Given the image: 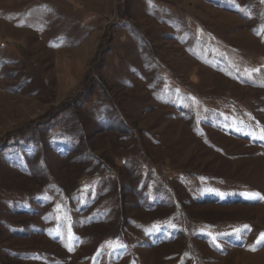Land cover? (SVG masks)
Wrapping results in <instances>:
<instances>
[{
  "label": "rangeland",
  "instance_id": "1",
  "mask_svg": "<svg viewBox=\"0 0 264 264\" xmlns=\"http://www.w3.org/2000/svg\"><path fill=\"white\" fill-rule=\"evenodd\" d=\"M261 136L264 0H0V264H264Z\"/></svg>",
  "mask_w": 264,
  "mask_h": 264
},
{
  "label": "snow or ice",
  "instance_id": "2",
  "mask_svg": "<svg viewBox=\"0 0 264 264\" xmlns=\"http://www.w3.org/2000/svg\"><path fill=\"white\" fill-rule=\"evenodd\" d=\"M260 138L261 139H264V136H261ZM245 195L249 199H260V200H264V196H261L259 193H246ZM236 232L239 233V230L237 229ZM261 239L264 240V233L261 234ZM258 243H259V241H258ZM252 250L254 251L255 249L253 248Z\"/></svg>",
  "mask_w": 264,
  "mask_h": 264
}]
</instances>
